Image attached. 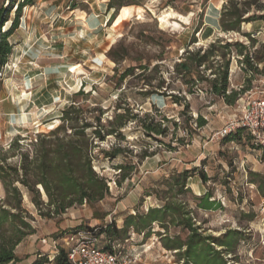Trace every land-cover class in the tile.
Wrapping results in <instances>:
<instances>
[{
    "label": "rangeland",
    "instance_id": "374dc122",
    "mask_svg": "<svg viewBox=\"0 0 264 264\" xmlns=\"http://www.w3.org/2000/svg\"><path fill=\"white\" fill-rule=\"evenodd\" d=\"M108 1L33 0V4L21 6L18 27L8 37L11 54L0 66V146L7 147L16 136L25 146L39 132L50 131L60 122L62 108L79 89L83 94L74 96L76 102L84 108H100L85 112L89 120L101 113L100 121L106 124L115 113L124 112V107L132 111L129 115L150 114L166 127V135L146 136L134 119H129L120 136L95 140L92 164L105 177L108 195L93 208L83 203L48 219L37 214L23 189V207L34 216L36 232L16 246L19 261L15 264H29L39 258L46 261L43 264H56L49 262L50 241L63 230L75 226L77 221L84 226L96 225L98 234L111 222L119 228L126 214L145 212L147 207L162 203L154 190L160 196L169 195L162 191L163 177L193 166L185 186L188 189L178 193L176 199L191 212L199 231L218 236L236 229L240 239L225 254L227 264H264V150L245 132L239 140L238 136L233 140L218 137V130L235 112L234 106L214 95L208 82L197 80L195 70L181 77L182 73H176L173 67L174 62L189 53L202 54L213 45L215 59L210 57L206 63L210 68L199 67L204 76L212 77V70L217 75L221 65L228 62L226 93L256 96L264 89V61L257 59L264 54V21L243 22L238 30L222 31L213 25L218 20L209 0H112L128 4L129 9L128 17L116 27L107 22L117 9H109ZM6 2L11 7L9 17L13 18L15 3L23 0H0V5ZM168 7L181 14L191 9L188 22H180L179 28L161 24L156 15ZM263 12L264 9L253 7L244 16L257 17ZM205 16L213 24L210 23L209 31L200 34ZM236 41L248 46L258 69L251 77L243 69L242 55L234 47ZM227 43L230 45H224ZM111 45L117 46L116 54L127 48L128 55L119 64L107 54ZM155 63L158 64L154 66ZM139 64H146L147 68L141 70L136 67ZM129 66H135L133 74L119 78ZM158 83L163 86L157 90L172 92L180 104L169 95L146 94L145 90H155ZM198 115L206 122L201 127L195 121ZM179 136L183 137V144L176 141ZM114 145L121 146L122 152L110 160L100 149L110 150ZM14 154H18L17 150ZM8 160L17 161L18 155ZM120 163L126 166L128 176L116 183L121 174L117 168ZM205 192L214 203L210 209L201 207L197 199ZM93 210L98 218L92 217ZM103 212L108 214L103 217ZM152 226L148 237L127 230L121 237L124 250L133 253L135 264H181L176 250L163 248L155 233L164 230L156 223ZM166 233L184 239L187 230L171 225Z\"/></svg>",
    "mask_w": 264,
    "mask_h": 264
},
{
    "label": "trees",
    "instance_id": "16d2710c",
    "mask_svg": "<svg viewBox=\"0 0 264 264\" xmlns=\"http://www.w3.org/2000/svg\"><path fill=\"white\" fill-rule=\"evenodd\" d=\"M11 2L10 5H12ZM33 4V0H23V2L15 3V15L9 17L11 7L9 4L2 3L0 5V66L5 64L12 51V45L8 41V37L18 27L19 10L23 4ZM109 9L116 8L109 17L108 23L113 22L115 17L120 13L121 8L128 7V4L107 2ZM264 9V2L259 0H226L219 13L218 23L222 31L238 30L243 22H253L257 19L264 21V12L257 17L248 14L251 8ZM8 27L1 31V27L5 24ZM248 34H246L247 36ZM254 41L253 39H251ZM229 46L230 43L224 44ZM236 51L242 55V66L247 77H251L258 72L255 64H253L249 56L248 46L236 41L234 43ZM117 46L111 45L107 54L116 63L126 59L128 53L127 48H123L122 52L115 53ZM179 61L174 62V70L176 73H182L181 77L191 75L195 70L196 79L204 80L209 83V89L214 95L221 96L229 106H235L237 99L241 96L236 91L226 93L227 89V67L228 62L221 65V70L216 75L215 71H211L212 77L204 76L200 70L201 66L206 67V63L210 57L215 59L213 45L203 51L188 54ZM258 61H264V54L257 57ZM158 63H155L156 66ZM133 67L129 66L123 70L119 78H124L127 74H133ZM141 70L147 68L146 64L136 66ZM151 85V84H150ZM162 83L154 86L155 90H145L150 95H169L174 97L173 102L180 104V100L172 93L159 91ZM78 93L83 94L79 89L72 95L71 100L60 111V122L48 132H39L34 140H30L25 146L20 144V137L16 136L7 147L0 146V186L2 194H0V264H15L19 258L15 252L16 246L28 235L36 232L34 226V216L23 207V189L28 193L30 201L36 208L37 214L41 217L51 219L57 215L63 214L67 209L86 203L90 207L102 201L108 195V186L105 177L99 175L92 164V147L95 140H104L107 135L118 137L122 133V128L129 119H134L135 124L142 128L146 136L166 135V127L161 126V122L154 121L150 114L145 113L139 116L132 113L128 108H122L124 112H117L106 124L101 123V113L95 114L93 120H89L85 116L87 110L89 112L99 110L95 105L93 107L84 108L74 100V96ZM86 92L85 94H87ZM238 94V95H237ZM237 95V96H236ZM153 103V102H152ZM87 106V105H86ZM85 106V107H86ZM184 104V107H187ZM121 108L117 106V109ZM157 111V110H155ZM166 120V118H162ZM95 121V124H93ZM198 127L203 126L206 122L202 116L196 117ZM176 125V122H174ZM245 132L252 142L259 148L264 150V145L254 140L253 136L242 127L230 131L224 135L223 139L233 140L235 136L240 139V134ZM179 144H183L182 136L176 138ZM17 150L18 154H14ZM105 157L113 159L117 157L122 148L114 145L110 150L100 149ZM18 155L17 161L8 160ZM184 168L180 171H173L168 176L163 177L160 184L164 185L162 191L169 195L160 196L158 190H154L156 197L161 199L162 203L157 206H149L145 212L134 211V213L126 214L122 225L117 228L112 222L104 226V229L98 234L96 225L84 226L82 223L76 224L63 232L54 239H59L65 234L75 232L77 229H88L93 231L101 239L99 244L105 249H111L113 244L123 245L121 239L127 230L132 229L138 234L146 237L149 236L153 224L156 223L164 231H155L160 236V243L167 250H176L175 253L181 264H227L225 254H229L235 243L240 239L236 229H229L225 233L218 236L211 234L204 235L199 231V227L194 224L190 211L186 209L176 199V195L185 188L187 179L191 177L192 171L195 169ZM117 168L121 174L116 183H120L121 179L128 176L126 166L118 164ZM264 196V191H262ZM41 196L46 197L44 201ZM201 202L200 206L205 209L213 207V200H209V194L205 192L203 196H197ZM96 210H93L92 217L95 216ZM103 217L108 213L103 212ZM180 226L187 230V235L181 239L178 234L168 235L169 226ZM95 228V230H93ZM161 233H164L162 235ZM166 233V234H165ZM40 257V254L38 255ZM55 261L56 264H70L67 260V249L58 246V253L49 258V262ZM46 262L42 259H34L29 264H43Z\"/></svg>",
    "mask_w": 264,
    "mask_h": 264
},
{
    "label": "built area",
    "instance_id": "2783aa9c",
    "mask_svg": "<svg viewBox=\"0 0 264 264\" xmlns=\"http://www.w3.org/2000/svg\"><path fill=\"white\" fill-rule=\"evenodd\" d=\"M233 108L235 112L228 116L216 135L223 137L230 131L242 127L253 136L256 142L264 145V89L256 96L241 95ZM57 240L61 241V244ZM99 242V236L95 235L93 231L77 229L59 239H51V257L58 253V246H63L67 249V260L70 264L136 263L133 253L124 250L123 245L113 244L111 249H105L100 246Z\"/></svg>",
    "mask_w": 264,
    "mask_h": 264
},
{
    "label": "bare ground",
    "instance_id": "6f19581e",
    "mask_svg": "<svg viewBox=\"0 0 264 264\" xmlns=\"http://www.w3.org/2000/svg\"><path fill=\"white\" fill-rule=\"evenodd\" d=\"M128 8L123 7L120 10V13L115 17L113 22L111 23L112 26L119 25L123 19L128 17ZM152 10V9H151ZM189 14L183 15L181 13H178L172 9V7H168L166 10L161 12L160 14L156 15V18L161 24H166V26H170L172 28H179L180 22L181 23H187L189 20Z\"/></svg>",
    "mask_w": 264,
    "mask_h": 264
},
{
    "label": "crops",
    "instance_id": "0c3cea01",
    "mask_svg": "<svg viewBox=\"0 0 264 264\" xmlns=\"http://www.w3.org/2000/svg\"><path fill=\"white\" fill-rule=\"evenodd\" d=\"M225 1H226V0H209V2H212V4H213L214 7H215V10H216L215 18H216V20H218V18H219V12H220L221 6H222V4H223ZM188 12H192L191 9L185 11V13H182V14L185 15V14H187ZM210 23H211V22H209V21L207 20L206 16H205L203 22L201 23V25H200V27H199V28H200V29H199L200 34H204V33H206V31H209V29H210ZM211 24H213V23H211ZM184 25H189V24H184ZM213 25L216 27V30L220 29V27H219V23H218V22H217V24H213ZM79 223H80L79 221L76 222V224H79ZM76 224H75V225H76Z\"/></svg>",
    "mask_w": 264,
    "mask_h": 264
}]
</instances>
